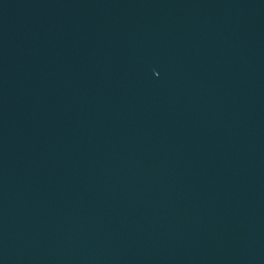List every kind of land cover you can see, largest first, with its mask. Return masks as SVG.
I'll list each match as a JSON object with an SVG mask.
<instances>
[{"label":"water","instance_id":"95a60500","mask_svg":"<svg viewBox=\"0 0 264 264\" xmlns=\"http://www.w3.org/2000/svg\"><path fill=\"white\" fill-rule=\"evenodd\" d=\"M0 264H264V0H0Z\"/></svg>","mask_w":264,"mask_h":264}]
</instances>
